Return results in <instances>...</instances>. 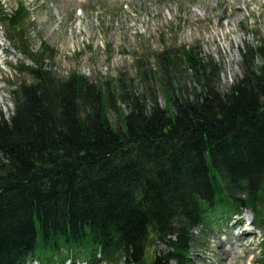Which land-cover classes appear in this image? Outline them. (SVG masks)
Returning <instances> with one entry per match:
<instances>
[{"label": "trees", "instance_id": "16d2710c", "mask_svg": "<svg viewBox=\"0 0 264 264\" xmlns=\"http://www.w3.org/2000/svg\"><path fill=\"white\" fill-rule=\"evenodd\" d=\"M24 16L20 5L9 26ZM181 51L192 99L171 83L160 86L170 110L155 96L150 106L121 96V129L101 85L20 67L33 80L12 90L9 116L0 112V264H61L68 252L89 264L98 253L109 264H189L193 229L240 205L264 228V39L241 51V76L225 91L199 48ZM158 242L167 252L148 262Z\"/></svg>", "mask_w": 264, "mask_h": 264}, {"label": "rangeland", "instance_id": "374dc122", "mask_svg": "<svg viewBox=\"0 0 264 264\" xmlns=\"http://www.w3.org/2000/svg\"><path fill=\"white\" fill-rule=\"evenodd\" d=\"M20 3L24 21L8 26L6 17ZM0 8V112L5 117L13 110L12 90L33 80L20 67L42 66L56 78L80 74L110 91L116 103L108 118L121 129L119 112L129 111L121 96L138 97L148 106L155 96L160 107L169 108L160 86L171 83L176 95L192 99L196 83L182 48H199L205 61L211 59L221 70L218 86L225 91L241 76V51L264 39V0H0ZM166 53L172 65L164 66ZM228 223L223 219L193 229L198 243L190 264H249L264 257L261 239L239 237L241 231L230 234ZM165 252L163 243L150 246L148 262L154 253Z\"/></svg>", "mask_w": 264, "mask_h": 264}]
</instances>
